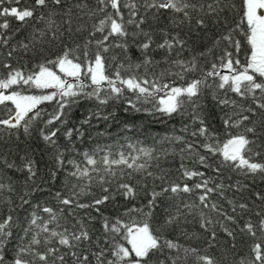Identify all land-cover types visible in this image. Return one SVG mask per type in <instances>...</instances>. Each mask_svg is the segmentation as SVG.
Listing matches in <instances>:
<instances>
[{
	"label": "snow or ice",
	"instance_id": "1",
	"mask_svg": "<svg viewBox=\"0 0 264 264\" xmlns=\"http://www.w3.org/2000/svg\"><path fill=\"white\" fill-rule=\"evenodd\" d=\"M5 2L0 0V50L7 49L6 55L0 51V142L19 139L21 133L31 137L34 126L43 124L39 135L52 149L53 166L45 178L27 152L19 164L0 161V193L17 192L5 170L20 172L24 183L18 207L27 206L23 220L12 214L14 209L0 219V264H264V188L255 187L256 181L264 182V0H241L239 6L235 0H95V7L89 0H34L28 7H20L21 0H7L8 6ZM165 16L180 31L161 28L162 38L156 41L153 24ZM7 17L19 26L13 29ZM84 17L96 21L91 29L84 23L73 28V20ZM185 26L188 31L182 36ZM28 28L30 32L12 43ZM84 32L83 43L70 42ZM192 34L210 39L211 47L196 52L185 38ZM240 35L249 50L244 62L239 59ZM133 45L139 52L135 61L129 56ZM157 50L164 53L162 61L153 58ZM185 51L190 58H182ZM217 52L219 63L213 61L205 69L201 58ZM18 53L21 60L31 56L35 62L30 67L14 65ZM161 62L168 67L157 72ZM171 76L184 84L164 82ZM209 94L213 104L205 108ZM82 101L96 106L80 127L64 130L73 149V137L83 138L84 125L115 118L114 110L105 113L111 104L135 113L187 116L190 123L180 129L183 135L173 131L155 141L180 145V182L170 180L164 169L161 175L149 170L153 161L159 168L161 157L177 154L169 148L129 143L130 153L117 151L113 158L111 145H97L77 153L82 161L65 160V152L72 149L61 148L57 136L71 109ZM45 104L53 105V111L46 112ZM146 104L152 107H143ZM212 108L220 110L227 136L223 142L211 126L216 115ZM186 161L197 167H188ZM66 166L71 167L61 181L58 173ZM125 170H130L129 180L133 173L159 179V190L147 193L145 204L105 215L102 206L117 197L134 201L138 196L124 181ZM225 173L238 178L233 182L229 175L225 183ZM56 183L61 187L46 193L55 206L33 202L37 194H45L46 184L51 189ZM94 185L102 193L98 197ZM84 196L94 198L81 202ZM162 201L165 206L157 215ZM6 202L13 203L10 198ZM97 218L100 230L94 238L97 230L91 226ZM190 223H198L202 233L186 231L184 225ZM220 232L227 238L223 246ZM202 234L206 237L201 245L180 242L200 240ZM238 239L248 251L236 259ZM218 248L219 255L210 251Z\"/></svg>",
	"mask_w": 264,
	"mask_h": 264
},
{
	"label": "trees",
	"instance_id": "2",
	"mask_svg": "<svg viewBox=\"0 0 264 264\" xmlns=\"http://www.w3.org/2000/svg\"><path fill=\"white\" fill-rule=\"evenodd\" d=\"M34 0H21L20 7H28L33 4ZM89 3L91 6L95 7V0H89ZM235 3L239 6L241 3V0H235ZM4 6H8L7 0L5 2ZM100 15V14H98ZM125 16H127V10H125ZM238 18V17H237ZM7 19L11 23V27L13 29L17 28L19 26V22L15 21L14 18L7 17ZM96 22L92 19H89L88 17H84L83 21H76L73 20V28L77 26L79 23L86 24V27L88 30L91 29L92 24ZM145 28L147 30V25H145ZM153 28L156 29V34L154 35V39L156 41L161 40V35L159 33V29L161 28H167L168 31L174 32V31H180V29H173L169 25V21L167 20L166 16L161 18L159 23L153 24ZM31 29H21L19 33H17L16 37L13 39L12 43H15L17 39H22L28 32H30ZM187 27L181 31V35L184 36L185 33H187ZM87 35V32L84 33H76L73 37V41L70 42H80L83 43V37ZM99 35V34H97ZM215 35V33H213ZM186 39H189L190 47H192L196 52H202L205 51L206 48L211 47V40H206L202 36H198L195 34H192L191 36H185ZM238 38L242 41L243 47L239 53V59L241 62H244L246 60V53L249 52L248 46L246 45V42H244V37L242 35L238 36ZM2 51L5 55L7 52V49H2ZM117 54L120 53L119 49H114ZM233 51H235L233 49ZM219 53L217 52L214 54H208L204 58H201L200 63L205 69L211 68V63L213 61L219 63V61L216 59V55ZM21 53L15 54L12 63L14 65L19 66L20 64L31 66L32 63L35 61L32 60L31 56L21 60L20 59ZM107 55L111 56L112 52H109ZM153 58L157 61H162L164 53L157 50L154 53H152ZM129 56L135 61L137 57H139V52L136 50L135 46L133 45L131 48V51L129 52ZM173 58H175L173 56ZM182 58H190L189 52L185 51L183 53ZM168 65L161 62L159 65V68H157V72L161 68H167ZM111 71V70H109ZM196 75H200L199 72L196 73ZM164 82L173 84L174 86H182L184 84L183 81L179 80L175 76L167 77ZM213 81L209 79V83H212ZM129 95H131L129 93ZM213 104V101L211 100V95L209 94L207 96V99L204 101V107L209 108ZM94 102L90 101H82L79 105L74 106L71 111L70 115L67 117L68 123L63 125L61 128V131L58 133L57 136V143L61 146V148H68L72 149L70 151L65 152V160L67 159H76L77 161H82V157L80 155H77V153H82L85 150L91 151L94 149L97 145L105 146V145H111V152L113 153V158L115 157V153L117 151H123L125 154H128L131 152V149L127 147L129 143L135 144L137 148L144 146V147H155L156 149L163 148H169L174 149L177 154L175 155H169L168 157L164 158L161 157V160L159 161L160 167L157 168L156 161L152 162V167L149 169L152 171L155 175H161L160 169H164L168 173V178L170 180H174L176 182H180V172L178 171L181 163L180 156L178 154L180 145H170L165 143L163 146L156 144L155 141L159 140L161 137L165 136L166 134H170L173 131L177 135H183V133L180 131L184 123H190L187 116L181 117L179 115H174L172 118L164 117L159 113H156L155 115H149L145 112L135 113L132 111H125L124 106L120 104H111L105 109V113L110 111H115V118L110 119L109 121H96L95 119L91 122V126L84 125L82 130L84 131V136L80 140H76L75 136L73 137L74 141V149L73 145H70L68 141L65 139L63 132L69 127H80V121L84 119V117L88 114V112L95 107ZM42 107L45 109L46 112H52L53 111V105L51 104H45L42 105ZM145 108H151V104L143 105ZM216 115H214L211 119V126L213 129L217 130V137L218 139L223 142L227 139V136L225 135L223 126L221 124V121L219 119L220 110L217 108L211 109ZM0 115H3L2 112H0ZM129 125L131 127V130H127L124 126ZM43 127V124H37L33 128V135L31 137L25 138L23 133L20 134V138L16 139V137H12L10 140L6 137V142H0V161L4 159L8 160H15L17 164L20 163L19 157L24 155L25 152H27L31 159L35 162V165L37 167L38 175L40 177H47L49 170L53 166V160L50 155L52 153V149L49 148L41 139L39 135V129ZM56 127H60L59 124L56 125ZM191 131V129H190ZM236 131H242V129H233L232 132L235 133ZM101 133H104V135H100ZM191 139V137H188ZM140 143H137V142ZM9 150H11V154L9 153ZM106 151L108 149H105ZM100 155H103V153H100ZM97 159L100 157L97 156ZM259 159V158H258ZM186 164L188 167H197V165L193 164L191 161H186ZM71 166H66L65 169L61 170L58 175L60 176V180L63 181L67 168H70ZM122 167V166H121ZM203 170V169H202ZM6 174L8 176H11L12 179L15 181L17 192L16 193H0V219L7 216L9 214L10 209H14L12 214L14 216H19L21 220L24 219V217L27 215L26 208L22 209L18 207L19 205V195L22 194L23 189V183H24V174L20 172H15L12 170H5ZM127 171L125 170L124 175V181L132 185L136 191L138 192V196L136 200L132 201H126L123 199V197H117V200L115 203L109 202L106 206H102V210L104 211L105 215L109 216H116L119 213L124 211L125 207H132L133 205L140 206L142 204H145L147 202L148 196L147 193H149L154 187L156 190H159V186L161 185V181L159 179H155L154 177H148L146 175L142 176L140 174L133 173L132 178L129 180L127 177ZM117 177L120 175V168L116 169ZM95 175V174H94ZM208 175H214V173L208 172ZM231 175L233 177V182L238 177L235 176L234 173H225L224 182L228 183L227 177ZM119 180L116 181L118 183ZM187 183L191 184L193 181H186ZM46 192L45 194H37L36 197L33 198V202H43L47 201L49 202L50 206H55L56 201L52 200L51 197H49L46 193L48 190L55 191L61 187L60 183H56L53 188L49 189V186L46 184L45 186ZM255 187L257 188H264V182L256 181ZM113 191H115V183L112 185ZM92 192L95 194L96 197L100 196L102 193L98 186H93ZM11 199L13 203L9 204L6 201L8 199ZM93 196H84L82 198L81 202H88L91 199H93ZM215 198V197H214ZM190 199H195V196H193ZM164 202H161V207L157 209V215L162 214V209L164 207ZM225 207L227 205L225 204ZM79 212V215H83V211L77 210ZM90 211V210H88ZM230 211V209H229ZM92 215H96V213H92ZM191 219V217H189ZM74 223V221H72ZM95 230L93 235L94 238L96 235L99 234L100 230V222L99 218L94 222V224L91 226ZM184 228L188 232H197L202 233V230L199 228L198 223H190L184 225ZM206 237V234L201 235L200 240H192L190 242H186L183 238L181 239V243H191L192 246H198L204 243V239ZM227 238L224 236L222 232L219 233V242L223 246L224 242ZM248 240V243H251V238H246ZM239 247L236 249V259H239L240 255H243L248 251L247 244L244 243L243 240L238 239ZM221 248L210 250L213 251L216 255H219L221 252ZM232 260V256L229 255V262Z\"/></svg>",
	"mask_w": 264,
	"mask_h": 264
}]
</instances>
